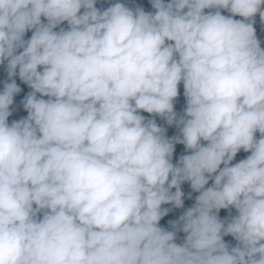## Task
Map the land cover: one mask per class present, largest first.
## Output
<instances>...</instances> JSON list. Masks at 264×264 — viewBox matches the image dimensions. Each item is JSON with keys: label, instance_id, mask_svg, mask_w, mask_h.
I'll return each instance as SVG.
<instances>
[{"label": "clouds", "instance_id": "clouds-1", "mask_svg": "<svg viewBox=\"0 0 264 264\" xmlns=\"http://www.w3.org/2000/svg\"><path fill=\"white\" fill-rule=\"evenodd\" d=\"M96 3L0 0V264H264V0Z\"/></svg>", "mask_w": 264, "mask_h": 264}, {"label": "trees", "instance_id": "trees-1", "mask_svg": "<svg viewBox=\"0 0 264 264\" xmlns=\"http://www.w3.org/2000/svg\"><path fill=\"white\" fill-rule=\"evenodd\" d=\"M116 2V0H97L96 3V7L103 10L104 8L108 7L111 3ZM121 3H125L127 6L129 7H143L145 11H152L153 9L151 8V5L149 3V0H120ZM262 7H264V5H262ZM207 11V10H206ZM237 19H239V17H236ZM254 28L256 30V34H257V38L261 41V47L264 48V26L261 25L260 19H259V15L257 14L254 18ZM66 27L65 25H62ZM31 33L30 32H26L25 34V38H27L28 36H30ZM17 80V83L20 85L21 87V92L19 94H17L14 97V108L15 110L13 111L12 115L8 118L9 122H11L13 119H20L23 118L27 115L26 111L23 109L22 105L19 103V101L22 99V97L28 92L30 91V89L27 87V85L22 84L19 81L18 77H14ZM6 79V72L4 70V66L0 65V80ZM0 87H2V85H0ZM183 87L182 84L178 85V97L176 99V101L174 102V110H176L178 113L182 112L183 106H184V98H183ZM46 99V97H45ZM144 116H149V114L147 113H141ZM157 123L160 125H163L166 128V135L171 136V135H175L177 134V129L175 128V126H168L165 125L164 122L159 118L156 117L155 118ZM183 152V146L182 145H176L174 154H173V162H175L176 157L181 154ZM246 154L244 153H238L237 155V159L241 158L242 156H244ZM181 191L184 193L182 199H183V206L181 208H174L171 205L165 204L162 205V207L164 208H170L171 210L164 216L161 218V220L159 221V226L163 227L167 230H171V226L168 223V221H172V220H177L179 218V216L190 206H192V204L195 201V196L198 195V193L196 192H192V190L190 189L188 183H183L181 185ZM189 193H191V195H189ZM229 212H231L232 215L235 214V210H225V209H221L220 212L218 213L219 217L221 219H225L229 217ZM184 233L183 232H177L176 234V239L175 242L177 244H180L183 242V237H184ZM223 240L229 245V247L235 246L236 241L231 237V236H224Z\"/></svg>", "mask_w": 264, "mask_h": 264}]
</instances>
